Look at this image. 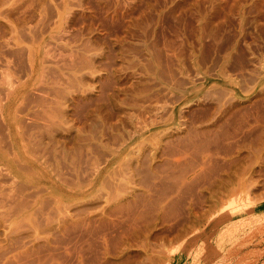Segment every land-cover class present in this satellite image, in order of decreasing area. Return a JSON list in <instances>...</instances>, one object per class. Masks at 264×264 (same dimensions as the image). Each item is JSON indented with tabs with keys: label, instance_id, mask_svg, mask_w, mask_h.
I'll use <instances>...</instances> for the list:
<instances>
[{
	"label": "rangeland",
	"instance_id": "374dc122",
	"mask_svg": "<svg viewBox=\"0 0 264 264\" xmlns=\"http://www.w3.org/2000/svg\"><path fill=\"white\" fill-rule=\"evenodd\" d=\"M2 1L5 223L67 212L59 264H264V0Z\"/></svg>",
	"mask_w": 264,
	"mask_h": 264
},
{
	"label": "bare ground",
	"instance_id": "6f19581e",
	"mask_svg": "<svg viewBox=\"0 0 264 264\" xmlns=\"http://www.w3.org/2000/svg\"><path fill=\"white\" fill-rule=\"evenodd\" d=\"M2 4L0 0V25L3 23ZM4 214L5 208L0 206V264H59L54 261L55 255L50 247L53 238L43 237V233L49 232L51 236L67 231L64 226L71 221L67 212L58 211L52 218L40 215V222L47 229H35L33 223H27L21 229L5 223Z\"/></svg>",
	"mask_w": 264,
	"mask_h": 264
}]
</instances>
